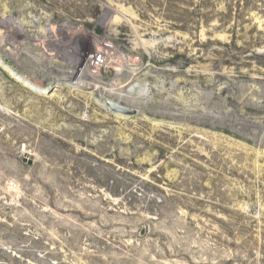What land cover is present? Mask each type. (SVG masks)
Listing matches in <instances>:
<instances>
[{
	"label": "rangeland",
	"instance_id": "374dc122",
	"mask_svg": "<svg viewBox=\"0 0 264 264\" xmlns=\"http://www.w3.org/2000/svg\"><path fill=\"white\" fill-rule=\"evenodd\" d=\"M0 264H264V0H0Z\"/></svg>",
	"mask_w": 264,
	"mask_h": 264
},
{
	"label": "water",
	"instance_id": "95a60500",
	"mask_svg": "<svg viewBox=\"0 0 264 264\" xmlns=\"http://www.w3.org/2000/svg\"><path fill=\"white\" fill-rule=\"evenodd\" d=\"M107 106L115 113H118L122 116H126V115H132L134 112L132 110H130L129 108H125L123 106L117 105L115 103L112 102H108ZM32 162H29V164H31Z\"/></svg>",
	"mask_w": 264,
	"mask_h": 264
},
{
	"label": "built area",
	"instance_id": "2783aa9c",
	"mask_svg": "<svg viewBox=\"0 0 264 264\" xmlns=\"http://www.w3.org/2000/svg\"><path fill=\"white\" fill-rule=\"evenodd\" d=\"M99 62L103 63V61H102V60H99Z\"/></svg>",
	"mask_w": 264,
	"mask_h": 264
}]
</instances>
